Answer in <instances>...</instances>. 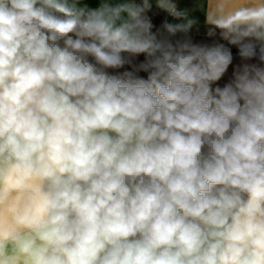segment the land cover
Returning a JSON list of instances; mask_svg holds the SVG:
<instances>
[{"label": "clouds", "instance_id": "9594fccd", "mask_svg": "<svg viewBox=\"0 0 264 264\" xmlns=\"http://www.w3.org/2000/svg\"><path fill=\"white\" fill-rule=\"evenodd\" d=\"M225 2L0 0V264H264V0Z\"/></svg>", "mask_w": 264, "mask_h": 264}, {"label": "crops", "instance_id": "0c3cea01", "mask_svg": "<svg viewBox=\"0 0 264 264\" xmlns=\"http://www.w3.org/2000/svg\"><path fill=\"white\" fill-rule=\"evenodd\" d=\"M177 7L185 10L194 20L192 30L199 35H206L215 16L224 8L231 7L225 0H175ZM89 7H95L97 0H85ZM152 4L156 5L155 0ZM207 18V20H206Z\"/></svg>", "mask_w": 264, "mask_h": 264}, {"label": "trees", "instance_id": "16d2710c", "mask_svg": "<svg viewBox=\"0 0 264 264\" xmlns=\"http://www.w3.org/2000/svg\"><path fill=\"white\" fill-rule=\"evenodd\" d=\"M149 15L157 22H159L160 20H162L164 18L171 19V17H166V14L164 12H162V10L154 4H152ZM192 35L194 37H197V38H205L206 37V35H199V34L194 33L193 30H192Z\"/></svg>", "mask_w": 264, "mask_h": 264}]
</instances>
